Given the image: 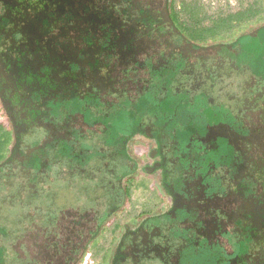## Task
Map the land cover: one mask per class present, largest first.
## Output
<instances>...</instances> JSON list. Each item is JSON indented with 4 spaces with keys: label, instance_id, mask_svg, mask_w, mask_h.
Returning <instances> with one entry per match:
<instances>
[{
    "label": "rangeland",
    "instance_id": "obj_1",
    "mask_svg": "<svg viewBox=\"0 0 264 264\" xmlns=\"http://www.w3.org/2000/svg\"><path fill=\"white\" fill-rule=\"evenodd\" d=\"M0 264H264V0H0Z\"/></svg>",
    "mask_w": 264,
    "mask_h": 264
},
{
    "label": "trees",
    "instance_id": "obj_2",
    "mask_svg": "<svg viewBox=\"0 0 264 264\" xmlns=\"http://www.w3.org/2000/svg\"><path fill=\"white\" fill-rule=\"evenodd\" d=\"M246 15H253V14H247L245 11L240 12L236 15H228L227 17H218L211 26L205 27L202 26V28H205L207 33H205V37L208 38L211 34H221L224 32H231L234 26H236V23L245 22L242 21L241 18L246 17ZM254 16V15H253ZM200 27V26H199ZM224 30V31H222ZM222 31V32H221ZM211 33V34H210ZM154 143V142H153ZM153 143H147L145 142V145L153 146ZM143 159H146L145 157ZM129 193H131L132 189L131 187L128 188Z\"/></svg>",
    "mask_w": 264,
    "mask_h": 264
}]
</instances>
